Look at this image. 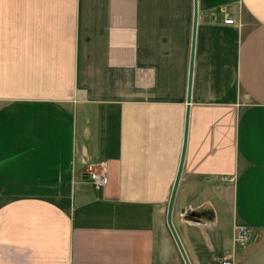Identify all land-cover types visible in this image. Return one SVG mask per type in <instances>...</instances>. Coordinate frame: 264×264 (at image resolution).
Instances as JSON below:
<instances>
[{"label": "crops", "instance_id": "0c3cea01", "mask_svg": "<svg viewBox=\"0 0 264 264\" xmlns=\"http://www.w3.org/2000/svg\"><path fill=\"white\" fill-rule=\"evenodd\" d=\"M192 18L193 0H0V264H184L166 208ZM189 105L171 219L190 264H264V0H197Z\"/></svg>", "mask_w": 264, "mask_h": 264}, {"label": "water", "instance_id": "95a60500", "mask_svg": "<svg viewBox=\"0 0 264 264\" xmlns=\"http://www.w3.org/2000/svg\"><path fill=\"white\" fill-rule=\"evenodd\" d=\"M196 24H197V0H193V18H192V31H191V43H190V57H189V65H188V79H187V90H186V107H185V117H184L183 139H182L178 167H177L175 179L173 181V184L170 190L167 208H166V224L169 228L171 236L177 246V249L182 257L184 264H190V261L181 243V240L178 237L177 232L175 231V227L171 219V213H172V207H173L176 190H177L178 183H179V178L181 175V170L183 167L186 142H187V130H188V120H189V106H190L189 104H190L191 82H192V72H193Z\"/></svg>", "mask_w": 264, "mask_h": 264}, {"label": "rangeland", "instance_id": "374dc122", "mask_svg": "<svg viewBox=\"0 0 264 264\" xmlns=\"http://www.w3.org/2000/svg\"><path fill=\"white\" fill-rule=\"evenodd\" d=\"M234 23L235 22L233 21L232 24H234ZM6 24L8 26L7 27V30H6V36L18 38L19 39V44H18L19 46H25V45L30 46L31 45V43L29 42V39H30V37H31L32 34L29 33V30H30V27H31L32 23H25V22H20V21H7ZM63 24H65V23H63ZM1 29H2V23H0V31H1ZM79 32L81 33L80 23H79ZM83 35H85V34H83ZM15 38H13V39H15ZM90 39L93 42H96L98 40L94 35H90ZM12 45L15 46V47L18 46V45H15V44H12ZM112 54H113V51L111 49H107L106 56L107 57H110V56H112ZM103 167H104L103 165L97 164V168L98 169H102ZM105 174H106V182H107L106 168H105ZM222 186L224 188V185H222ZM219 195H220L221 198L218 199L219 200V202H218V208H220V206H222L220 203L221 202H224V200H225L224 196L222 197L221 194H220V192H219ZM166 237H168V239H170V241H171L174 249L176 250V253H178L179 251L176 248L177 247L176 244H174L175 243L174 240H172V236L170 234H168V236H167V234H166ZM245 243H246V241H245Z\"/></svg>", "mask_w": 264, "mask_h": 264}, {"label": "built area", "instance_id": "2783aa9c", "mask_svg": "<svg viewBox=\"0 0 264 264\" xmlns=\"http://www.w3.org/2000/svg\"><path fill=\"white\" fill-rule=\"evenodd\" d=\"M222 11H224L223 8H221ZM223 22L226 24H232L233 19L230 17H224ZM98 163H90L86 169V174L88 181L93 186L94 189H99L106 183V174H105V168L102 169L97 168ZM101 165V164H100ZM250 237V233L248 230L243 229L242 226L234 227V232L232 234V243H244L247 241ZM222 264H231V260L224 259L221 261Z\"/></svg>", "mask_w": 264, "mask_h": 264}, {"label": "flooded vegetation", "instance_id": "af4514ba", "mask_svg": "<svg viewBox=\"0 0 264 264\" xmlns=\"http://www.w3.org/2000/svg\"><path fill=\"white\" fill-rule=\"evenodd\" d=\"M237 226H242L243 227V229H246V227H245V225H240V224H237V225H235L234 227H237ZM247 230V229H246ZM250 233V232H249ZM250 238V237H249Z\"/></svg>", "mask_w": 264, "mask_h": 264}]
</instances>
